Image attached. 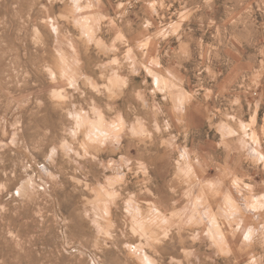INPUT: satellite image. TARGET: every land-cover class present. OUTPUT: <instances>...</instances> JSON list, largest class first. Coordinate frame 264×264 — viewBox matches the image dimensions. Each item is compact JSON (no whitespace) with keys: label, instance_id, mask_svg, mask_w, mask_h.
Returning a JSON list of instances; mask_svg holds the SVG:
<instances>
[{"label":"rangeland","instance_id":"374dc122","mask_svg":"<svg viewBox=\"0 0 264 264\" xmlns=\"http://www.w3.org/2000/svg\"><path fill=\"white\" fill-rule=\"evenodd\" d=\"M0 264H264V0H0Z\"/></svg>","mask_w":264,"mask_h":264}]
</instances>
